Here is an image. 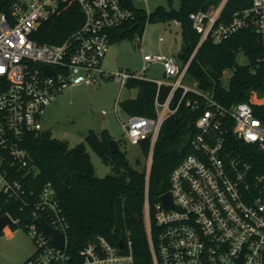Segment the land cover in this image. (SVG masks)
Returning a JSON list of instances; mask_svg holds the SVG:
<instances>
[{
  "label": "built area",
  "instance_id": "2783aa9c",
  "mask_svg": "<svg viewBox=\"0 0 264 264\" xmlns=\"http://www.w3.org/2000/svg\"><path fill=\"white\" fill-rule=\"evenodd\" d=\"M227 1L190 13L200 35L197 48L208 39L220 43L242 30H253L264 47V0H253L249 8L229 14L224 10ZM69 2L80 7L79 28L59 43L40 41L43 24ZM135 18L122 0H0V193L22 208H34V220L26 227L35 251L23 264H70L67 239L64 249L57 247L35 221L43 217L67 237L68 222L53 184L48 182L39 191L32 187L35 168L27 142L47 132L43 114L60 92L70 86L96 85L108 77L122 86L132 79L158 86L156 115L127 113L122 122L132 144L150 140L148 176L165 120L177 112L187 94L197 96L187 102L197 113L190 135L193 151L170 174L173 206L161 199L151 204L146 188L153 264H264V157L256 156L264 155V90L253 93L256 109L249 102L227 107L196 81L187 82L189 64L182 67L172 54L143 49L142 71L106 72L103 61L112 36ZM175 24L179 26L178 21ZM257 60L264 65V54ZM156 64L162 66L164 78H147L146 71ZM162 86L170 88L165 101L159 97ZM178 91L180 102L172 107ZM80 255L82 264H135L130 240L121 248L97 236Z\"/></svg>",
  "mask_w": 264,
  "mask_h": 264
},
{
  "label": "trees",
  "instance_id": "16d2710c",
  "mask_svg": "<svg viewBox=\"0 0 264 264\" xmlns=\"http://www.w3.org/2000/svg\"><path fill=\"white\" fill-rule=\"evenodd\" d=\"M136 15L133 22L118 29L112 42L125 37L142 36L147 22L178 21L183 39L182 50L177 59L182 67L187 64V78L196 81L199 88L208 91L227 107L240 102H249L257 108L254 91L264 90V65L258 57L264 54V47L253 30H242L220 43L206 40L197 48L200 35L193 28L189 15L222 0H181L175 8L169 0V8L159 6L147 13L134 5L133 0H122ZM253 0H228L226 13L246 9ZM83 20L77 2L62 4L59 11L43 24L38 39L42 42L59 43L81 25ZM243 52L249 59L247 65L237 62L238 53ZM233 70L229 81L223 82L226 70ZM129 89H137V96L127 98L119 104L129 114L155 116V98L158 86L147 80L132 79ZM170 88L162 86L159 97L165 101ZM178 91L172 101L175 107L181 99ZM197 98L187 94L176 113L165 120L153 151V162L148 176L147 169L131 165L127 153L121 148L113 152L108 130L96 133L91 130L85 142L70 147L66 142L53 137L47 131L32 136L27 142L30 163L35 172L30 182L36 191L51 182L56 190L60 208L68 222L67 253L70 264H82L81 250L97 236L117 246L123 240L132 242L135 264H153L147 238L145 220L146 188L149 187L151 204L170 190V174L174 168L193 151L190 135L197 113L187 106L189 100ZM120 144V143H119ZM87 147L93 149L102 160L110 164L113 174L98 177ZM142 153L148 156L150 140L141 144ZM258 159L264 155L256 153ZM261 172V169H258ZM33 207L22 208L0 193V216L10 215L17 222L0 231V236L11 233L19 226L25 227L34 220Z\"/></svg>",
  "mask_w": 264,
  "mask_h": 264
},
{
  "label": "rangeland",
  "instance_id": "374dc122",
  "mask_svg": "<svg viewBox=\"0 0 264 264\" xmlns=\"http://www.w3.org/2000/svg\"><path fill=\"white\" fill-rule=\"evenodd\" d=\"M175 8L181 0H172ZM138 8L147 13L155 11L159 6L169 8V0H133ZM163 41H160V38ZM183 39L181 27L174 21L147 22L142 36L125 37L112 42L104 61L103 69L108 73L125 71L138 73L144 66L143 50L145 52L172 54L177 56L182 50ZM143 49V50H142ZM240 65L249 63L248 57L240 52L237 55ZM233 70H226L223 82L226 84ZM149 79L164 78L161 65H153L146 71ZM189 84H193L188 80ZM137 89L127 86L108 77L96 85H76L65 88L46 108L42 118L44 131H49L56 139L66 142L70 147L85 142L91 130L101 133L108 130L111 139L120 143V148L127 153L132 166L141 170L148 168L149 155L142 153L141 146L132 144L125 132L122 122L127 121V112L119 104L127 98L137 96ZM117 109V112H115ZM106 111L108 115H103ZM87 151L91 156L96 175L105 177L113 174V168L90 147ZM35 251V245L28 234L27 227H18L11 233L0 236V264H23Z\"/></svg>",
  "mask_w": 264,
  "mask_h": 264
},
{
  "label": "water",
  "instance_id": "95a60500",
  "mask_svg": "<svg viewBox=\"0 0 264 264\" xmlns=\"http://www.w3.org/2000/svg\"><path fill=\"white\" fill-rule=\"evenodd\" d=\"M44 69L49 68L48 66H44ZM191 128V125L189 126V129ZM110 148L113 152H116L120 149V144L114 139H110L109 141ZM160 199L163 201L165 205L173 206V200L170 192H167L163 194ZM36 223H38L42 229L46 232L49 239L52 241L54 245H56L59 248L64 249L66 247V234L64 232L58 231L55 227L49 225L43 217L36 218ZM14 223L12 218L9 215L0 216V231L4 230L7 226H10ZM118 246L121 248L125 247V243L123 240H121L118 243Z\"/></svg>",
  "mask_w": 264,
  "mask_h": 264
},
{
  "label": "crops",
  "instance_id": "0c3cea01",
  "mask_svg": "<svg viewBox=\"0 0 264 264\" xmlns=\"http://www.w3.org/2000/svg\"><path fill=\"white\" fill-rule=\"evenodd\" d=\"M177 57V56H176Z\"/></svg>",
  "mask_w": 264,
  "mask_h": 264
}]
</instances>
